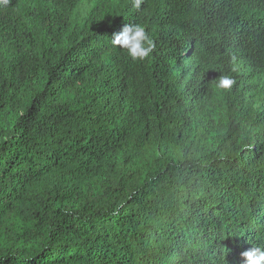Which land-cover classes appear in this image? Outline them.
Segmentation results:
<instances>
[{"label":"trees","instance_id":"trees-1","mask_svg":"<svg viewBox=\"0 0 264 264\" xmlns=\"http://www.w3.org/2000/svg\"><path fill=\"white\" fill-rule=\"evenodd\" d=\"M133 5L0 0V264H244L264 246V0ZM127 24L149 58L113 46Z\"/></svg>","mask_w":264,"mask_h":264},{"label":"clouds","instance_id":"clouds-1","mask_svg":"<svg viewBox=\"0 0 264 264\" xmlns=\"http://www.w3.org/2000/svg\"><path fill=\"white\" fill-rule=\"evenodd\" d=\"M7 3L8 0H5ZM144 0H134V7L141 9ZM114 47L124 50L132 61H143L150 57L155 48V43L151 35L146 31L145 26L141 24H127L122 31L115 34L111 39ZM233 72L236 68L232 69ZM215 84L217 92L231 91L237 81L231 75H220ZM242 259L244 264H264V246H253L243 252Z\"/></svg>","mask_w":264,"mask_h":264}]
</instances>
